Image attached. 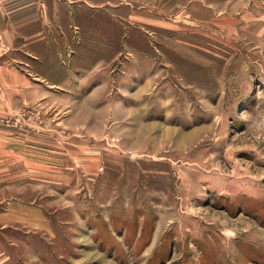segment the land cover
I'll use <instances>...</instances> for the list:
<instances>
[{"label": "rangeland", "instance_id": "obj_1", "mask_svg": "<svg viewBox=\"0 0 264 264\" xmlns=\"http://www.w3.org/2000/svg\"><path fill=\"white\" fill-rule=\"evenodd\" d=\"M132 2L78 90L0 80V264H264V0Z\"/></svg>", "mask_w": 264, "mask_h": 264}, {"label": "crops", "instance_id": "obj_2", "mask_svg": "<svg viewBox=\"0 0 264 264\" xmlns=\"http://www.w3.org/2000/svg\"><path fill=\"white\" fill-rule=\"evenodd\" d=\"M132 1L0 0V80H13L25 103L56 88L78 90V47L86 32H101L103 16L116 28L118 17L151 22L162 15Z\"/></svg>", "mask_w": 264, "mask_h": 264}]
</instances>
